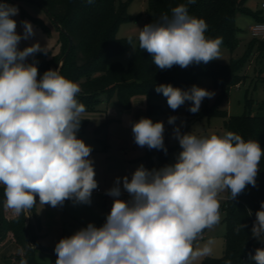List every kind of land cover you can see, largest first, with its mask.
I'll return each instance as SVG.
<instances>
[{
    "label": "clouds",
    "instance_id": "9594fccd",
    "mask_svg": "<svg viewBox=\"0 0 264 264\" xmlns=\"http://www.w3.org/2000/svg\"><path fill=\"white\" fill-rule=\"evenodd\" d=\"M18 12L7 0L0 3V186L5 207L19 216L36 205L37 196L39 204L52 207L66 200L91 204L98 183L92 148L77 138L86 111L77 100L81 88L56 69L37 78L36 63H27V58L47 51L38 42L18 48L22 39L34 35L26 20L21 22L23 35L17 34L12 17ZM207 29L204 19L190 16L187 5L179 4L171 15L162 14L140 29L139 48L160 70L207 64L220 59L222 44V38L206 37ZM155 91L167 98L172 110L190 101L191 113H198L202 100L215 95L196 85L185 91L160 84ZM176 119L170 116L168 123ZM164 131L163 122L145 117L132 124L138 146L166 153ZM173 136L182 149L176 162L152 170L140 165L130 180L124 176L123 189L131 197L127 201L120 199L117 177L106 192L114 201L103 226L89 223L60 239L54 248L55 264H191L210 252L208 247L194 251L193 242L203 230L220 223V193L230 192L233 200L247 185L256 186L264 150L258 141H245L231 131L197 136L182 134L176 127ZM255 215L251 236L264 242V202ZM246 226L240 224L236 231ZM249 259L264 264V248H257Z\"/></svg>",
    "mask_w": 264,
    "mask_h": 264
},
{
    "label": "rangeland",
    "instance_id": "374dc122",
    "mask_svg": "<svg viewBox=\"0 0 264 264\" xmlns=\"http://www.w3.org/2000/svg\"><path fill=\"white\" fill-rule=\"evenodd\" d=\"M124 3L131 19L121 23L117 30V36L129 41L131 44L120 54L111 56L109 63L119 62L128 66L130 60L138 49V35L148 21L149 0H116V4ZM15 5L19 12L13 16L17 22V34L23 35L22 21H29L34 28V35L27 40H21L18 48L34 43H39L47 53L38 52L27 58V63H36L43 58H52L61 53L59 31L46 12L36 2L29 0L9 1ZM244 5L251 13L262 16L264 22V0H245ZM256 22L252 14L238 13L236 27L238 29V45L231 50L226 45H220V59L216 60L220 65H230L234 61L244 57L250 44L255 38L250 31V26ZM264 64L256 60V54L241 67L240 73L244 76L243 81L233 86L228 95H224L221 87L214 84L211 76L201 74L197 77L195 85L210 92H214L213 98H204L198 113L188 111L190 101H186L176 110H172L167 104V98L163 94L147 96L138 93L131 98L130 107L123 109L117 95L107 98L102 95V100L92 108L86 109L82 118L88 120L83 130L77 132V138L82 139L86 145L91 146L90 159L93 161L95 179L100 192L93 190L91 204L74 203L66 200L62 205L52 207L39 204L36 197V205L30 210L31 223L35 224L40 236V246L54 249L60 239L70 237L81 228L87 227L89 223L101 227L110 213L114 198L107 195L108 189L115 184L117 177L121 178L122 200L131 199L130 195L123 189L122 178L127 176L131 179L134 171L143 165L146 169L161 168L159 153H164L167 165L174 164L180 151L179 142L174 138L173 132L176 127L180 128L182 134L192 133L197 136L217 134L222 135L228 129L222 114L211 113L213 109L224 112L230 116H242L246 113L264 116V82L260 80L259 69ZM39 76V70H38ZM38 78V77H37ZM184 90V89H182ZM186 91V90H185ZM253 99L255 103L249 105L247 100ZM170 116L177 117L174 124L168 123ZM145 117L155 122H163L164 145L163 149H149L147 146L140 147L134 141L132 124L140 118ZM150 156L151 162L147 157ZM152 163V164H151ZM229 197L228 191L219 195L220 204H224ZM10 215L14 216L10 209ZM39 217V222L37 221ZM220 223L211 229L203 230V233L193 242V250H202L208 247L210 252L201 255L191 261V264H203L207 257H222L226 249L225 235L227 226L225 222L226 212L220 211ZM40 224V225H38ZM25 254L24 248L17 243L12 232H9L0 243V264H20V258ZM36 258L45 264H55L57 255L37 250Z\"/></svg>",
    "mask_w": 264,
    "mask_h": 264
},
{
    "label": "trees",
    "instance_id": "16d2710c",
    "mask_svg": "<svg viewBox=\"0 0 264 264\" xmlns=\"http://www.w3.org/2000/svg\"><path fill=\"white\" fill-rule=\"evenodd\" d=\"M9 1L17 0H7ZM29 1L48 9L50 15L55 18L53 22L60 34L61 53L37 62L38 79L45 71L56 69L66 79L79 84L81 92L77 95V100L84 104L86 109L100 102L102 95L107 98L117 95L122 108L127 109L130 107L131 98L138 93H145L149 97L162 94L155 91V86L160 84H171L175 88L189 90L201 74L211 76L214 84L221 87L226 96L233 86L243 81L244 76L239 71L251 56L256 54L259 64H264V38H255L246 55L230 65H220L213 60L207 64L194 63L185 69L174 65L171 69L160 70L152 62V56L140 49L139 45L128 66L119 62L109 63L111 56L122 53L129 45V41L117 36L119 25L131 19L126 4L121 2L117 5L116 0H94L92 4H88L86 0ZM2 2L5 0H0V3ZM244 3L245 0H196L195 4H188V0H149L147 24L158 21L162 14L171 15V9L179 4H186L190 16L202 18L208 24L206 37L222 38V44L233 50L238 45V13L252 14L256 22H263L262 16L251 13ZM70 39L73 40L72 47L60 66L68 51ZM258 76L264 82V66L259 69ZM247 102L249 105L255 103L253 99H248ZM218 112L224 116L228 131L241 135L245 141H258L264 150V116L250 113L230 116L226 111L220 112L216 109L211 113ZM80 119V130H83L88 120L82 117ZM147 158L151 162L150 156ZM159 158L162 166L167 165L163 152L159 153ZM228 194L230 197V192ZM262 202L264 156L259 164L256 186L247 185L235 199L228 198L224 204H220V211L226 212V249L222 257H207L203 264H225L228 260H231L232 264H256L254 260L249 259V254L254 256L257 248H264V242H258L251 236V228L256 219L255 213L260 210ZM9 212L10 209L5 207L3 186H0V243L12 232L17 243L25 251L24 256L20 258V264H45L37 260V249L27 245L26 212L19 216H11ZM37 221L39 222V217ZM240 224L247 226L237 232ZM28 235L33 245L40 246V235L35 224L30 223Z\"/></svg>",
    "mask_w": 264,
    "mask_h": 264
},
{
    "label": "water",
    "instance_id": "95a60500",
    "mask_svg": "<svg viewBox=\"0 0 264 264\" xmlns=\"http://www.w3.org/2000/svg\"><path fill=\"white\" fill-rule=\"evenodd\" d=\"M43 8H44V9L46 10V12L49 14V16L51 17V19H52L53 21H55V18L52 17V16L50 15L48 9H47L46 7H43ZM72 44H73V40L70 39L68 51L66 52V54H65L64 57L62 58V60H61V62H60V66L62 65V62H63V60L65 59V57L68 55V53H69V51H70V49H71V47H72ZM60 66H59V67H60ZM26 215H27V223H26V229H25V230H26V240H27V245H28V247H29V248H36L37 250H40V251H44V252H48V253L56 254L55 251H54V249H51V248H44V247H41V246H39V245L35 246V245L32 244V242H31L30 239H29V235H28L29 225H30V223H31V212H30V210H29V211H26Z\"/></svg>",
    "mask_w": 264,
    "mask_h": 264
},
{
    "label": "built area",
    "instance_id": "2783aa9c",
    "mask_svg": "<svg viewBox=\"0 0 264 264\" xmlns=\"http://www.w3.org/2000/svg\"><path fill=\"white\" fill-rule=\"evenodd\" d=\"M250 31L254 37H261L264 34V22H255L250 26ZM152 169H160V168H150L148 170ZM97 192H100V189H96Z\"/></svg>",
    "mask_w": 264,
    "mask_h": 264
},
{
    "label": "crops",
    "instance_id": "0c3cea01",
    "mask_svg": "<svg viewBox=\"0 0 264 264\" xmlns=\"http://www.w3.org/2000/svg\"><path fill=\"white\" fill-rule=\"evenodd\" d=\"M39 234V233H38ZM40 235V234H39ZM41 236V235H40ZM40 239V238H39ZM39 242H40V240H39Z\"/></svg>",
    "mask_w": 264,
    "mask_h": 264
}]
</instances>
